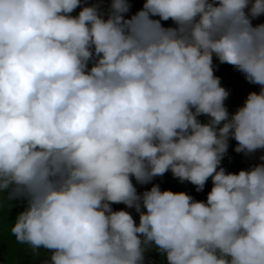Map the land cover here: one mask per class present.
I'll use <instances>...</instances> for the list:
<instances>
[{
	"label": "clouds",
	"instance_id": "obj_1",
	"mask_svg": "<svg viewBox=\"0 0 264 264\" xmlns=\"http://www.w3.org/2000/svg\"><path fill=\"white\" fill-rule=\"evenodd\" d=\"M103 3L0 0V210L23 206L11 235L44 264H145L151 250L264 264V164L221 166L229 140L264 151V0ZM214 59L260 86L234 113ZM168 172L197 192L211 180L206 200L137 191Z\"/></svg>",
	"mask_w": 264,
	"mask_h": 264
},
{
	"label": "trees",
	"instance_id": "obj_2",
	"mask_svg": "<svg viewBox=\"0 0 264 264\" xmlns=\"http://www.w3.org/2000/svg\"><path fill=\"white\" fill-rule=\"evenodd\" d=\"M71 15L74 16L72 13ZM262 21V16L259 18L255 19L252 21L253 25L260 24ZM167 26L174 27L171 21L166 23ZM214 64V74L220 78L221 81V86L225 88L226 90L229 91L230 95L228 99L225 101V106L227 107L229 113H234L237 108L241 107L244 103V100L248 93L256 91L258 92L259 89L253 84L248 83L243 74L238 72L235 68H233L230 65L227 64H220L217 60H213ZM201 122H206L204 117H199ZM236 147V142L234 140H229V147L228 151L224 157V159L221 162V166L226 170V172H231V173H238L240 170H247L250 167L254 166L252 163V154L251 155H244L242 153H236L234 151V148ZM152 183L150 184L151 187L154 182V180L151 181ZM157 183V182H156ZM174 183L178 190L180 192H184L188 195L191 196V190L189 186H193L188 182L180 183L177 179H174ZM148 185V184H147ZM184 187V190L183 188ZM205 187L208 189V192L211 190L212 184L211 180H209ZM19 207L17 208V214L21 211ZM0 218H2L5 214V212H10V209L5 206L3 210H0ZM7 217V215H6ZM7 219H11V217H7ZM12 222H10L8 225L6 223V218L0 220V225L3 223L5 226L2 227L4 230L3 232H0L1 234L4 233V238H7L10 236L7 232V229H11L13 220L11 219ZM7 228V229H6ZM3 243L0 242V264H19L18 260L19 256L20 258L22 257L23 253L19 254V250H23L26 248L27 245H22L17 242H11V241H5L1 240ZM24 260L20 264H27L29 261L32 264L34 261L37 260L36 257H32L33 253L27 252L24 254Z\"/></svg>",
	"mask_w": 264,
	"mask_h": 264
},
{
	"label": "flooded vegetation",
	"instance_id": "obj_3",
	"mask_svg": "<svg viewBox=\"0 0 264 264\" xmlns=\"http://www.w3.org/2000/svg\"><path fill=\"white\" fill-rule=\"evenodd\" d=\"M253 163V162H252ZM255 166V165H254ZM154 180L157 182H154ZM155 184L159 185L160 189L162 191L164 190H168V191H172V192H180V190H178V188L176 187L175 183H174V178L172 176V174L170 172L165 173L163 176L161 177H155L152 180ZM152 183V182H151ZM149 183L148 186H151ZM190 190H191V196L193 197L194 200L196 201H204L206 200L207 197V193H208V189L206 187H204V190L202 192H197L195 190L194 186H189ZM184 190V187H182ZM14 206L10 208V212H5L4 216L2 218H0V220L6 218V223L7 225L12 222L11 219L14 221V218L17 215V208L19 207L20 209L23 208V206L19 203L13 202ZM1 213V212H0ZM11 217V219H7V217ZM135 216V219L138 222V216L134 213L133 214ZM1 216V214H0ZM3 223V224H6ZM27 252H31L33 253L32 257H36L37 260L34 261L32 264H44V261H46L48 259V255L49 253L47 251L44 250H39V254L34 253L28 246H26L25 249H23L22 251L19 250V254L23 253L22 257L18 260V263H22V261L24 260V254H26ZM31 262L29 261L27 264H30ZM145 264H166V259L165 257L160 254L157 251L151 250L145 253Z\"/></svg>",
	"mask_w": 264,
	"mask_h": 264
},
{
	"label": "rangeland",
	"instance_id": "obj_4",
	"mask_svg": "<svg viewBox=\"0 0 264 264\" xmlns=\"http://www.w3.org/2000/svg\"><path fill=\"white\" fill-rule=\"evenodd\" d=\"M88 2H89V4H90V3H92V0H88ZM130 2H131V4H132V7H131V11H130L129 15H132V14H134L136 11H138V10H140V9L142 8L143 3H144V0H130ZM108 3H109V0H104V3H103L102 6H101L103 10H105V11L107 10V8H108ZM79 11H80L79 8L76 9V10L73 12L74 16L77 15ZM168 22H169V21H167V22H163V21H162L161 23L163 24L164 27H170V26H167V25H166V23H168ZM253 164H254V163H253ZM254 165H256V164H254ZM133 183L135 184V181H134V180H133ZM136 188H137V191H138L139 193H142L143 191H146V190L150 189L151 186H148V185H143V186H141V185L136 184ZM112 207H113V210H122L124 206H123V205H112ZM132 214H134V212H133ZM133 217H134V219H135V216H134V215H133ZM4 226H5L4 224H1V225H0V232H3L4 229H3L2 227H4ZM6 229H7V228H6ZM7 232H9L8 234L10 235V236H8L7 238H4V233H3V234L0 233V242L3 243V241H1V240L11 241V242H16L15 237L11 235V232H10L9 229H7Z\"/></svg>",
	"mask_w": 264,
	"mask_h": 264
},
{
	"label": "water",
	"instance_id": "obj_5",
	"mask_svg": "<svg viewBox=\"0 0 264 264\" xmlns=\"http://www.w3.org/2000/svg\"><path fill=\"white\" fill-rule=\"evenodd\" d=\"M260 24H264V15H262V21L260 22ZM255 86L258 87V89L260 87L258 85H255ZM261 156H264V151H258L256 153L252 154V162L256 165L257 164H264V161H262L260 159Z\"/></svg>",
	"mask_w": 264,
	"mask_h": 264
}]
</instances>
